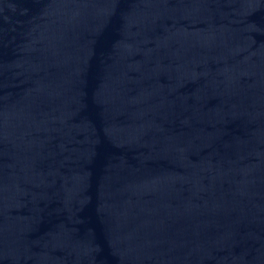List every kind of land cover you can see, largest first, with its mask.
Masks as SVG:
<instances>
[{
  "label": "water",
  "instance_id": "obj_1",
  "mask_svg": "<svg viewBox=\"0 0 264 264\" xmlns=\"http://www.w3.org/2000/svg\"><path fill=\"white\" fill-rule=\"evenodd\" d=\"M0 264H264V0H0Z\"/></svg>",
  "mask_w": 264,
  "mask_h": 264
}]
</instances>
